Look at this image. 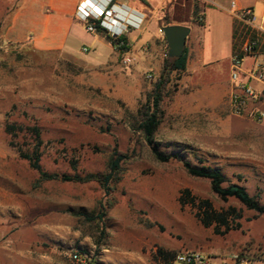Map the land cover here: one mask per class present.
Masks as SVG:
<instances>
[{"label": "rangeland", "instance_id": "1", "mask_svg": "<svg viewBox=\"0 0 264 264\" xmlns=\"http://www.w3.org/2000/svg\"><path fill=\"white\" fill-rule=\"evenodd\" d=\"M19 4L0 0V264H164L181 250L264 259V215L220 199L208 180L183 167L219 168L264 203V120L250 116L264 110V93L235 116L231 66H220L212 80L172 73L155 142L182 161L158 162L136 123L168 53L162 27L129 30L127 54L83 24L87 51L41 50L3 33ZM202 12L189 22L200 23ZM36 128L48 173L103 174L115 151L126 155L111 192L98 183L39 181L19 153L32 152ZM203 201L212 206L210 224ZM230 208L242 216L223 225L218 218Z\"/></svg>", "mask_w": 264, "mask_h": 264}, {"label": "crops", "instance_id": "2", "mask_svg": "<svg viewBox=\"0 0 264 264\" xmlns=\"http://www.w3.org/2000/svg\"><path fill=\"white\" fill-rule=\"evenodd\" d=\"M83 0H20L19 6L10 14L9 22L3 33L12 41H30L41 50L78 51L86 48V32L79 27L82 24L76 17L77 7ZM122 5L136 28L148 30L156 26L186 25L191 28L187 38V71L197 74H209L211 80L220 66H231L235 47L248 38L247 29L232 14L233 10L251 9L257 18H264V0H116ZM235 7L231 8V3ZM203 10L201 23L189 22L196 10ZM197 12V14H198ZM158 15L156 23H152ZM168 15L170 24L161 23ZM195 15V14H194ZM196 28V30H195ZM163 40H165L164 35ZM161 38V37H160ZM159 38V39H160ZM264 39V37H263ZM130 41V39H129ZM166 42V40H165ZM167 45V42H166ZM168 46V45H167ZM252 66L253 59L247 58ZM231 72V70H230Z\"/></svg>", "mask_w": 264, "mask_h": 264}, {"label": "trees", "instance_id": "3", "mask_svg": "<svg viewBox=\"0 0 264 264\" xmlns=\"http://www.w3.org/2000/svg\"><path fill=\"white\" fill-rule=\"evenodd\" d=\"M198 10L194 12L197 15ZM164 24H170V18L168 15L164 17ZM201 23V22H200ZM247 29V34H250V29L245 26ZM97 34L107 38L115 47L116 43L124 42L129 43L127 35L122 36L118 41L112 39L108 36L103 28L100 26L97 21ZM254 37V35H252ZM124 51L129 50L128 47H123ZM238 50L235 47L234 53ZM187 60H188V49L185 48L184 54L177 59H171L166 56L164 60L163 70L153 86L152 91L149 93L146 102L142 105L141 109L138 111L136 128L142 133L145 141L151 149L153 157L161 163H167L172 159H177L182 161V158L179 155L167 154L158 149V145L155 142V135L158 131L159 126L161 125L164 118L163 110V100L167 94V87L171 82L172 73H182L187 70ZM14 126H8L7 132L12 133ZM35 134L37 137V144L33 147L32 152H23L19 149L20 157L29 162L30 167L39 174V181L45 180H58L62 182H72L80 184L88 183H98L104 191L108 194L112 190V183L118 181L120 178V173L122 172V165L127 159L126 155L118 154L117 151L112 155L108 165V172L106 173H87L81 175L76 173L74 175L68 174H57V173H48L44 171L41 165V145L42 141L40 140V132L36 128ZM183 167L186 172L196 178L206 179L210 182L212 192L218 196L220 199L227 201L230 198L237 200L241 203L246 209L254 211L258 215H264V203L260 201L257 196H252L247 191L246 187L231 182L222 172L221 169L216 167L209 166H196L191 162L184 161ZM239 178H241L239 176ZM227 184V185H226ZM207 211L205 212L204 222L210 224L212 222V217L214 215H209V209H212V206L209 201H203ZM104 216V213L100 218ZM241 213L235 208H230L229 213L226 215L220 214L218 220L220 223L225 225L228 222V219L232 217L233 221L239 220L241 218ZM88 220L94 221V218H89ZM173 257L171 255L167 262Z\"/></svg>", "mask_w": 264, "mask_h": 264}, {"label": "built area", "instance_id": "4", "mask_svg": "<svg viewBox=\"0 0 264 264\" xmlns=\"http://www.w3.org/2000/svg\"><path fill=\"white\" fill-rule=\"evenodd\" d=\"M234 7L235 2H232L231 8ZM232 14L250 29V35L233 55L230 72L231 112L235 116H242L247 105L258 103L264 93V53L261 51L262 43L260 42V38L264 37V18L257 20L251 9H243L239 12L233 10ZM76 17L88 33L95 35H98V21L105 33L116 41L126 35L130 29L136 28L130 17L124 14L122 5L116 0H83L77 7ZM128 46L129 43L118 42L115 48L124 51L123 47ZM84 51L87 49L84 48ZM127 51L124 53L127 54ZM247 58L253 59L249 69H246L244 65ZM125 62L131 63L132 59L128 57ZM250 116L257 122H262L264 110L256 108ZM72 259L83 262L78 252L72 255ZM164 264H264V259L240 255L227 260L206 255L201 251L181 250Z\"/></svg>", "mask_w": 264, "mask_h": 264}, {"label": "water", "instance_id": "5", "mask_svg": "<svg viewBox=\"0 0 264 264\" xmlns=\"http://www.w3.org/2000/svg\"><path fill=\"white\" fill-rule=\"evenodd\" d=\"M162 31L168 45L167 56L171 59L180 58L184 54L191 28L186 25H168Z\"/></svg>", "mask_w": 264, "mask_h": 264}]
</instances>
